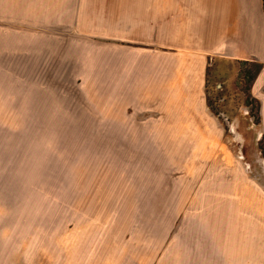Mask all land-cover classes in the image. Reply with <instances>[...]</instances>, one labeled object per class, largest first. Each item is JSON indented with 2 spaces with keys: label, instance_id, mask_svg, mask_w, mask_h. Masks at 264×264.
<instances>
[{
  "label": "rangeland",
  "instance_id": "rangeland-1",
  "mask_svg": "<svg viewBox=\"0 0 264 264\" xmlns=\"http://www.w3.org/2000/svg\"><path fill=\"white\" fill-rule=\"evenodd\" d=\"M72 2L0 0V264H264L263 0L241 59L157 53L171 92L123 88L149 54Z\"/></svg>",
  "mask_w": 264,
  "mask_h": 264
},
{
  "label": "crops",
  "instance_id": "crops-1",
  "mask_svg": "<svg viewBox=\"0 0 264 264\" xmlns=\"http://www.w3.org/2000/svg\"><path fill=\"white\" fill-rule=\"evenodd\" d=\"M241 4V0H73V18L66 25L73 24L79 34L125 43L149 54L129 58V68L122 69L133 74L128 82L123 79L128 92H171L177 79L160 69L175 66L176 60H162L157 53L188 50L197 55L198 64L213 57L241 59L232 53L229 41L243 27ZM250 32L246 31L249 39Z\"/></svg>",
  "mask_w": 264,
  "mask_h": 264
},
{
  "label": "water",
  "instance_id": "water-1",
  "mask_svg": "<svg viewBox=\"0 0 264 264\" xmlns=\"http://www.w3.org/2000/svg\"><path fill=\"white\" fill-rule=\"evenodd\" d=\"M245 110L248 111L247 109H245ZM218 115H220V116L224 119V121H225L226 125L228 126L230 132H231V133H234V131L231 129V124H232V123H230V121H229V119H228V116L225 114V112H223V111H219V112H218Z\"/></svg>",
  "mask_w": 264,
  "mask_h": 264
},
{
  "label": "flooded vegetation",
  "instance_id": "flooded-vegetation-1",
  "mask_svg": "<svg viewBox=\"0 0 264 264\" xmlns=\"http://www.w3.org/2000/svg\"><path fill=\"white\" fill-rule=\"evenodd\" d=\"M216 88H221V89H223L221 86H220V87H218V85H216Z\"/></svg>",
  "mask_w": 264,
  "mask_h": 264
},
{
  "label": "trees",
  "instance_id": "trees-1",
  "mask_svg": "<svg viewBox=\"0 0 264 264\" xmlns=\"http://www.w3.org/2000/svg\"><path fill=\"white\" fill-rule=\"evenodd\" d=\"M263 7H264V0H263Z\"/></svg>",
  "mask_w": 264,
  "mask_h": 264
},
{
  "label": "bare ground",
  "instance_id": "bare-ground-1",
  "mask_svg": "<svg viewBox=\"0 0 264 264\" xmlns=\"http://www.w3.org/2000/svg\"><path fill=\"white\" fill-rule=\"evenodd\" d=\"M258 207V206H257ZM259 213V212H258Z\"/></svg>",
  "mask_w": 264,
  "mask_h": 264
}]
</instances>
